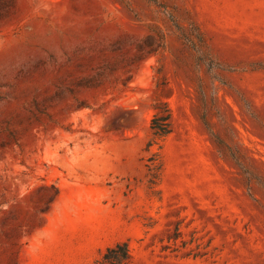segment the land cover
Instances as JSON below:
<instances>
[{
  "label": "rangeland",
  "instance_id": "1",
  "mask_svg": "<svg viewBox=\"0 0 264 264\" xmlns=\"http://www.w3.org/2000/svg\"><path fill=\"white\" fill-rule=\"evenodd\" d=\"M0 264H264V0H0Z\"/></svg>",
  "mask_w": 264,
  "mask_h": 264
},
{
  "label": "trees",
  "instance_id": "2",
  "mask_svg": "<svg viewBox=\"0 0 264 264\" xmlns=\"http://www.w3.org/2000/svg\"><path fill=\"white\" fill-rule=\"evenodd\" d=\"M171 121L172 111L169 106L166 103H164V106H156V111L151 120V128L153 130L154 139L149 143V145H152L153 143H158L171 132ZM118 247L122 248V252H124L122 255L123 257L117 260V262L120 263L123 259L127 258L128 249L125 243L118 245ZM113 250L114 249H111L109 250V252ZM108 255V253L105 254V258L107 260H110Z\"/></svg>",
  "mask_w": 264,
  "mask_h": 264
}]
</instances>
